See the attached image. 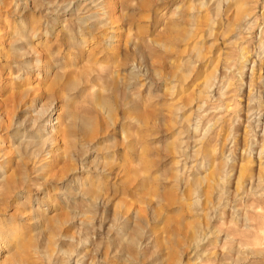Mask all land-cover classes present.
<instances>
[{"label":"rangeland","instance_id":"obj_1","mask_svg":"<svg viewBox=\"0 0 264 264\" xmlns=\"http://www.w3.org/2000/svg\"><path fill=\"white\" fill-rule=\"evenodd\" d=\"M0 39V264H264V0H0Z\"/></svg>","mask_w":264,"mask_h":264},{"label":"bare ground","instance_id":"obj_2","mask_svg":"<svg viewBox=\"0 0 264 264\" xmlns=\"http://www.w3.org/2000/svg\"><path fill=\"white\" fill-rule=\"evenodd\" d=\"M112 13H113V12H112ZM37 19H38V18H36V19L33 21V24L31 25V26H32L31 29H32L33 31H37V30H38L37 27H36V26H37V24H36ZM1 39H2V38H1ZM1 39H0V40H1ZM41 61H42V60H41ZM44 66H45V65H44ZM33 93H34V92H33ZM34 94H36V92H35ZM33 96H34V95H33ZM34 99H35V98H34ZM48 118H49V120H48V123H49V121H51L52 119H51V116H48ZM43 119H44V118H43ZM45 121H46V120H45ZM58 133H59V132H58ZM56 135H57V134H56ZM60 135H61V134H60ZM58 136H59V135H58ZM60 137H61V136H60ZM58 138H59V137H58Z\"/></svg>","mask_w":264,"mask_h":264}]
</instances>
